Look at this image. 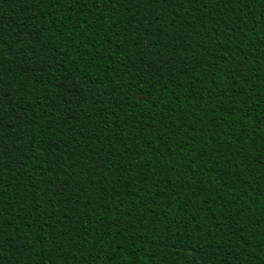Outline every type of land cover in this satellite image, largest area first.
Here are the masks:
<instances>
[{
	"label": "trees",
	"instance_id": "1",
	"mask_svg": "<svg viewBox=\"0 0 264 264\" xmlns=\"http://www.w3.org/2000/svg\"><path fill=\"white\" fill-rule=\"evenodd\" d=\"M0 264H264V0H0Z\"/></svg>",
	"mask_w": 264,
	"mask_h": 264
}]
</instances>
